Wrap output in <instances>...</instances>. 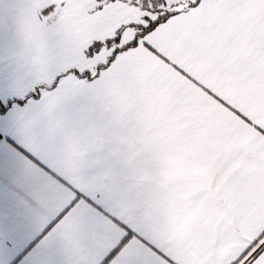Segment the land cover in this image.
Wrapping results in <instances>:
<instances>
[{"label":"snow or ice","instance_id":"obj_1","mask_svg":"<svg viewBox=\"0 0 264 264\" xmlns=\"http://www.w3.org/2000/svg\"><path fill=\"white\" fill-rule=\"evenodd\" d=\"M145 51L264 135V0H0V264H64L54 233L81 201L118 226L99 264H175L62 170L50 138L57 108ZM241 262L264 264V227L217 264Z\"/></svg>","mask_w":264,"mask_h":264},{"label":"crops","instance_id":"obj_2","mask_svg":"<svg viewBox=\"0 0 264 264\" xmlns=\"http://www.w3.org/2000/svg\"><path fill=\"white\" fill-rule=\"evenodd\" d=\"M50 138L62 170L175 264H217L264 227V135L147 51L57 108ZM117 234L81 201L54 240L64 264H99Z\"/></svg>","mask_w":264,"mask_h":264}]
</instances>
